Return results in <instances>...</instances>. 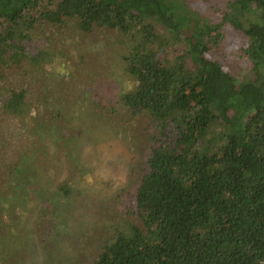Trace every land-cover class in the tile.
I'll use <instances>...</instances> for the list:
<instances>
[{
  "label": "trees",
  "instance_id": "16d2710c",
  "mask_svg": "<svg viewBox=\"0 0 264 264\" xmlns=\"http://www.w3.org/2000/svg\"><path fill=\"white\" fill-rule=\"evenodd\" d=\"M51 28L125 40L116 66L131 88L119 95L104 73L93 94L115 122L120 104L149 133L125 208L136 223L89 264H264V0H0V257L21 249L36 264V205L19 201L35 203L36 164L65 145L45 151L55 117L22 85L23 59L45 66L37 39ZM56 186L72 194L66 173Z\"/></svg>",
  "mask_w": 264,
  "mask_h": 264
},
{
  "label": "rangeland",
  "instance_id": "374dc122",
  "mask_svg": "<svg viewBox=\"0 0 264 264\" xmlns=\"http://www.w3.org/2000/svg\"><path fill=\"white\" fill-rule=\"evenodd\" d=\"M124 41L116 35L94 39L73 28H51L37 39L46 46L43 47L48 54L45 66H39L38 71V67L23 59L26 69L22 85L41 94L43 103L38 110L55 117L48 120L42 138L45 151L51 152L54 143L65 139V145H55L53 152L41 155L43 163L36 164L37 174L32 177L38 188L35 203L29 206L24 203L25 198L19 201L28 211H33L36 205V264H89L102 244L126 233L136 223L125 208L133 204V192L149 144L148 130L143 121L128 117L120 104L116 107L115 122L99 108L93 94L98 80L105 79L101 74H106L108 79L104 83L110 80L119 95L131 88L127 75L116 66L119 55L126 51ZM12 77L18 79L19 75ZM104 87L105 84L104 103L109 104V98L104 97L108 89L104 92ZM30 110L27 117L36 116L34 106ZM26 120L25 131L33 137L35 119ZM2 126L7 131L11 129L13 135L19 132L6 120ZM58 130L65 137L57 136ZM15 145L23 150L25 143ZM0 171L5 177L3 170ZM64 173L73 189L67 197L56 190V182ZM21 215L18 211L16 220ZM24 258L27 259L23 250L15 249L9 256L0 257V264H20L16 262Z\"/></svg>",
  "mask_w": 264,
  "mask_h": 264
}]
</instances>
